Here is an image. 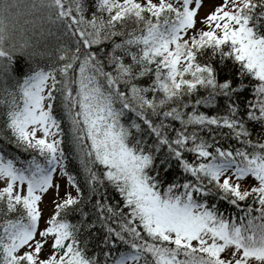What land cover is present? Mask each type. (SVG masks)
<instances>
[{"label": "snow or ice", "instance_id": "obj_1", "mask_svg": "<svg viewBox=\"0 0 264 264\" xmlns=\"http://www.w3.org/2000/svg\"><path fill=\"white\" fill-rule=\"evenodd\" d=\"M207 3L0 0V264H264V0Z\"/></svg>", "mask_w": 264, "mask_h": 264}, {"label": "rangeland", "instance_id": "obj_2", "mask_svg": "<svg viewBox=\"0 0 264 264\" xmlns=\"http://www.w3.org/2000/svg\"><path fill=\"white\" fill-rule=\"evenodd\" d=\"M215 2H219V0H215ZM210 10V6L208 5L207 3V0H205V5L204 7L200 10V12L198 13L196 19H197V26L200 27L201 25L199 24V20H200V17L206 12ZM50 210V209H49Z\"/></svg>", "mask_w": 264, "mask_h": 264}]
</instances>
